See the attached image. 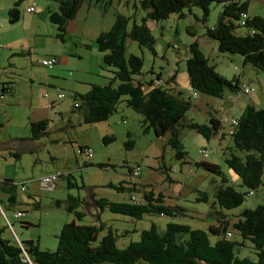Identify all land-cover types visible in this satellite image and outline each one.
<instances>
[{"label":"trees","instance_id":"1","mask_svg":"<svg viewBox=\"0 0 264 264\" xmlns=\"http://www.w3.org/2000/svg\"><path fill=\"white\" fill-rule=\"evenodd\" d=\"M52 1L55 8L47 10V20L55 27V37L61 42L65 40L66 24L75 18L83 4L90 3L102 13L110 4V0ZM137 2L144 13L140 24L132 23L127 27L128 18L116 13L110 27L95 37L94 44L101 53L100 82L90 84L83 94L73 93L72 110H77L82 123L90 124L106 120L116 111L117 104L122 102L141 115L142 121L152 129L155 136L166 135L165 142L173 150V157L185 163L186 152L179 140V128H190L205 139L210 136L219 139L224 135L219 130L221 123L211 117L207 124L185 120L184 113L193 106L195 99L189 96L193 100L191 104L189 99H184L181 92L175 89L174 73L161 83L159 74L145 82L135 78L140 75L142 59L136 55L124 56L126 38L154 53L153 38L145 21L157 22L170 14L181 18L191 15L201 26L203 34L215 42L218 52L236 54L243 64L261 72L264 78V18L248 14L244 0ZM213 3L218 6L216 20L213 25L206 26L210 5ZM193 8L199 12L198 16L192 12ZM19 18L20 13L15 3L7 11V22L15 23ZM189 28L191 29V26ZM240 28L242 31L238 30ZM187 32L194 37L192 32ZM186 50L184 68L189 94L199 92L218 98L225 89L233 93L239 92L237 76L228 80L216 72L200 51L196 40L190 41ZM235 121V125H231L228 131L232 151L223 160L238 178L240 189L228 184L218 165L205 161L193 162V165L219 177L220 183L213 191V200L206 212L208 219L214 222L208 225V233L172 222H167L164 229L158 232L151 223L148 228L139 231L137 240L129 241L123 248H117L115 236L110 230L96 242L98 232L103 228L99 221L89 224L70 221L61 225L55 236L56 244L53 250L42 249L31 239L16 241L14 237L0 234V264H28L22 260L23 253L31 264H133L137 261L146 264H264V196L262 202L254 207L239 208L246 196L253 197L255 189L259 186H262L264 194V109L256 108L251 102L246 103ZM48 122V119L34 121L29 118L27 124L30 138L46 136L49 131ZM111 140L112 135L101 138L103 143ZM125 144L129 146L130 141ZM82 148L85 146L78 147L81 154ZM17 156L18 153H14V157ZM85 164L90 165L83 162V166ZM133 171L129 172L130 178L138 176ZM69 177L71 176H64L67 186H74L75 183L70 182ZM109 186L117 190L122 189L121 184ZM0 190L6 194L8 204L15 203L13 180H1ZM198 194L195 200L206 203V194ZM163 197L161 192L154 193L149 189L142 192L138 201L131 196L129 202L94 197L92 202L100 210L107 209L111 213L133 219H140L146 214H179L176 207L164 204ZM62 202L64 209L72 213L76 220L82 219L83 212L75 209L79 203L78 199L67 195L64 200L53 199L51 204L60 207ZM233 234L238 235L241 241L234 240ZM210 235L213 238H210ZM243 240L249 241L252 256H239Z\"/></svg>","mask_w":264,"mask_h":264},{"label":"rangeland","instance_id":"2","mask_svg":"<svg viewBox=\"0 0 264 264\" xmlns=\"http://www.w3.org/2000/svg\"><path fill=\"white\" fill-rule=\"evenodd\" d=\"M137 1L110 0L107 10L102 13L103 21L111 19L112 24L113 16L119 13L128 18L127 27L132 23L140 24L144 13L139 8ZM244 1L247 4L248 13L264 18V0ZM81 10H79V13ZM192 12L196 16L199 15V12L194 8ZM217 12L218 6L214 3L211 4L206 26L215 23ZM78 19L79 14L67 23L71 30L73 29V23H76ZM89 20L94 21L95 19L90 16ZM16 23L11 25L14 26ZM145 24L153 38L154 53L145 47L138 46L128 38L125 41L124 56L136 55L142 59L140 75L135 76V78L145 82L159 74L161 83L162 80L167 79L168 76L174 73L175 89L181 92L184 99H189L192 104L193 100L189 97L191 94H189L184 68V56L187 55L186 45L193 40V37L187 31L192 32L198 41H202L204 38L200 36L203 31L201 26L191 15L181 18L175 14H170L165 19L157 22L146 20ZM189 26H191V29ZM109 27L110 25L105 30ZM238 30L242 31L241 28ZM20 41H24V38L21 37ZM57 43H60V41L58 40ZM24 50H20L14 55L12 64L0 69L3 76L13 74L27 79L30 75L29 69L32 72H37L36 74L47 71L46 67L35 65V60L39 59L40 54L44 51L42 48L37 49V51L35 49V53L30 52V54L28 53L30 48ZM215 51L216 53L205 55L208 63L213 65L215 71L228 80L242 71L239 80L242 79L246 82H240L252 87L253 91L244 95L225 89L223 95L218 98L196 92V98L206 103V106L199 110L190 107L184 113V117L185 120L191 119V121L199 124H207L210 117L219 120L222 122L221 126H223L222 131L224 133L221 138L210 136L205 139L190 128H179V140L186 152L185 163H181L173 157V150L166 144V135L155 136L152 129L142 121L141 115L126 107L122 102L117 104L116 111L108 116L106 120L84 124L79 118L77 110H72L74 101L70 96L71 92L62 90L63 97L60 102L66 109V115H70L73 121L79 118V125L76 124L73 128L65 129L69 139L65 147L61 146L62 148L55 149V147H52L53 145L47 143L45 149H38L35 152V160H30L24 155L19 161H16L15 170L17 175L13 179L15 203L8 204L6 194L0 190V209L9 221H6L7 219H4V215L0 213V234L12 238L13 235L9 229L11 225L20 241L31 239L33 242H37L40 248L53 250L56 244L55 236L61 225L70 221L77 224H89L99 221L103 228L98 232L96 242L107 230H110L115 236V246L117 248H123L129 241L137 240L139 231L148 228L151 223L154 224L158 232L164 229L167 222L184 224L190 228L207 232L208 225L214 222L210 218L208 219L206 212L213 200V191L220 183L219 177L193 165V162L205 161L218 165L228 184L240 189L238 178L228 169L223 160L232 151L231 140L228 135L231 128L230 117H237L245 103L250 104L252 102L256 108L264 109V78L262 73L248 64H242L240 57L236 54L232 56L224 52H218L216 46ZM75 61L80 67L75 68L71 73H64L65 80L60 81L61 83L69 82L71 86L78 88L81 87V77H93V75L89 72L84 73L85 69L83 68H87L89 65L84 64V67L81 68L84 63L83 60ZM103 74L106 73L103 72ZM248 81L250 84L247 83ZM20 83H22V87L31 86L28 80ZM51 91L53 90H49V93ZM227 107L228 113H225ZM203 108L206 111H203ZM15 117L16 115L14 114L13 118L12 114V120H15ZM55 126V121L48 124V129L52 134L58 132V130H55ZM105 135H112L113 140L103 143L101 138ZM39 140L44 142L46 137H41ZM127 141H130L129 146L125 144ZM79 146L88 147L91 155H94V158L85 159L86 162H91L90 165L85 164L83 166L82 161L84 159L82 154L78 152ZM201 149L207 151L205 155L198 153ZM57 152L61 154V163L51 161L49 158ZM0 160L3 159L0 157ZM57 164L71 170L69 180L75 183L76 186L71 185L68 187L64 177L55 180L53 189L51 186L47 188L42 185L41 179L45 175L49 176V173L56 169ZM132 170H134L135 175H138L137 177H129V172ZM25 178H32L33 180L24 183L27 187L26 190L19 189L20 180ZM262 179L264 180V171ZM109 184L114 186L121 184L122 189L117 190ZM132 184H134L133 188ZM149 189L154 193L161 192L164 196V204L176 207L179 214L175 216L146 214L140 219H133L111 213L107 209L100 210L91 202L93 197L105 198L115 202H129L131 196L135 198V201H138L142 192ZM198 192L206 194V203L195 200L199 196ZM67 195L78 199L79 203L76 204L75 209L83 212L80 221L64 209V202L60 207L51 204L53 199L64 200ZM263 196V188L259 186L255 189L253 197L246 196L239 208L254 207L262 202ZM14 210L22 211L23 216L13 218L11 212ZM62 218H66V221H63ZM22 222H26V224L24 225ZM210 238H213V236L210 235ZM233 239L241 241L240 237L235 234H233ZM96 242L94 243L96 244ZM239 256H252L248 240H243V245L239 248ZM133 264L146 263L137 261Z\"/></svg>","mask_w":264,"mask_h":264},{"label":"crops","instance_id":"3","mask_svg":"<svg viewBox=\"0 0 264 264\" xmlns=\"http://www.w3.org/2000/svg\"><path fill=\"white\" fill-rule=\"evenodd\" d=\"M15 3H17V8L20 13V18L18 20L20 22L16 23L18 22L16 21V24L13 26L7 22V11ZM31 3L34 4V12H25V8ZM54 8L55 4L52 0H0V69L12 64L14 55L25 48H30L28 51L29 54L30 52L35 53V49L36 51L39 48L44 50L43 53L40 54V58L35 60V65L37 66H42L39 63V60L42 58L50 56L56 59V63L51 68H46L47 71L44 73L36 74L37 72H32L31 69H29L30 75H28L27 79L21 78L19 75L14 76L13 74L3 76L0 71V157L3 159L0 160V181L3 179L13 180L16 177L17 172L15 170V163L19 161L22 156L25 155L30 160H35V152L38 149H45L47 147L45 144L47 143L53 145L52 147H55V149L61 146L65 147L66 142L69 141L65 129L69 127L73 128L76 124L79 125V118L73 121L70 115H66V109L63 107L62 102H60L63 97L61 91H70V96H72L73 93L83 94L90 84H97L100 82L99 66L101 54L96 49L94 40L99 32L104 31L111 25V19L103 21L104 17L102 12L88 3L79 9L82 10L80 13L78 11L77 14H79V19L76 23H73L72 30L66 24V40L57 43L58 39L55 37V27L47 20V10H52ZM90 16L96 21L89 20ZM193 36V40H196L204 56L210 55L213 52L216 53L215 42L205 36L203 31L200 34V36L204 38L202 41H198L196 36ZM21 37L24 38V41H20ZM17 41L20 42L18 43ZM18 47L20 48L18 49ZM184 57L186 58L187 55ZM75 60H83L84 63L81 65V68L84 67V64H88L89 67L83 68L85 69L84 73L89 72V74L93 75V77H81V87L78 88L71 86L69 82L61 83L60 81L65 80L64 73H71L75 68L80 67ZM240 74H242V71H240L238 75L233 76H237L238 82H246L242 79L239 80ZM25 80H28L31 86L22 87V83L20 82H24ZM247 83L250 84L249 81ZM49 90L53 91L49 93ZM58 94H61L60 98L57 97ZM249 99L251 100L250 97ZM202 103L201 100L195 97L192 108L199 110L206 106V103ZM203 111L206 110L203 108ZM225 113H228V107ZM12 114L13 118L14 114L16 115L15 120H12ZM29 118L34 121L48 119V124L55 121V130H58V132L52 134L48 131V134L43 136L46 137L44 142L39 140L41 137L38 139H31L27 124ZM235 118L237 117H230V119ZM222 129L223 126H221L219 130L224 134ZM14 153H18L17 158L14 157ZM49 158L51 161L54 160L56 163H61V154L59 152L53 154L51 157L49 156ZM90 158H94V155L92 154ZM37 160L36 158V161ZM86 163L91 162L87 161ZM63 167L64 166H61V164H57L55 167L56 169L49 174L59 175L55 180L66 175L71 176V170ZM31 180L33 179L25 178L20 180L19 189H21L22 186L23 190H26L27 187L24 183ZM54 187L55 183H53L52 189ZM15 212L22 211H12V217ZM3 214V218L6 217L4 212ZM21 216H23V213H21L19 218ZM62 220L66 221V218H62ZM9 229L13 235L12 237H14L16 241L19 240L11 225Z\"/></svg>","mask_w":264,"mask_h":264},{"label":"built area","instance_id":"4","mask_svg":"<svg viewBox=\"0 0 264 264\" xmlns=\"http://www.w3.org/2000/svg\"><path fill=\"white\" fill-rule=\"evenodd\" d=\"M34 11V4L31 3L30 5H28L26 8H25V12H28V13H31ZM39 63L40 65H42L43 67H46V68H51L55 63H56V59L55 57H45V58H42L39 60ZM238 88H239V93H242V94H249L251 93L253 90H252V87L248 86L247 84H244V83H241L239 82L238 83ZM196 93L195 92H192L191 93V96L193 98L196 97ZM58 98L61 97V94H58L57 95ZM230 125H235L236 121L235 119H230ZM200 155H205L206 154V150L205 149H201L198 151ZM82 156H83V159H87V158H90L91 156V151L88 147H85V148H82ZM57 175L56 174H51L49 176H45L41 179V183L43 186L49 188L50 186L52 187L55 179H56ZM21 189H23V187L21 186ZM0 213L2 215L3 214V211L0 209ZM19 215H21V213L19 212H15L13 213V218H17ZM4 219H6L4 217ZM7 221V220H6ZM8 224V222H7ZM9 225V224H8ZM228 234V233H227ZM22 260L28 264H31L30 261H29V258L27 257V255L25 253H23V256H22Z\"/></svg>","mask_w":264,"mask_h":264}]
</instances>
